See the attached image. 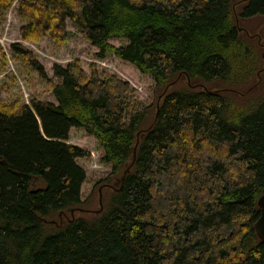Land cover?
<instances>
[{"label":"trees","instance_id":"trees-1","mask_svg":"<svg viewBox=\"0 0 264 264\" xmlns=\"http://www.w3.org/2000/svg\"><path fill=\"white\" fill-rule=\"evenodd\" d=\"M241 1L18 0L23 40L64 44L69 22L99 60L113 54L151 76L161 94L178 75L193 86L254 88L241 100L167 89L143 128L150 108L137 110L127 82L87 77L76 61L55 66L53 82L13 45L57 104L33 101L34 113L0 103V264H264L253 229L264 195V40L236 23L264 20V0L236 5L235 17ZM13 2L0 0V23ZM112 39L127 45L112 47ZM72 128L99 141L118 186L94 220L50 231L45 218L82 204L86 173L76 161L88 153L66 143Z\"/></svg>","mask_w":264,"mask_h":264},{"label":"rangeland","instance_id":"rangeland-1","mask_svg":"<svg viewBox=\"0 0 264 264\" xmlns=\"http://www.w3.org/2000/svg\"><path fill=\"white\" fill-rule=\"evenodd\" d=\"M242 2L245 1L242 0L238 5ZM17 11L18 0H14L0 23V103L20 102L31 108L33 112L31 106L33 101L57 104L45 79L14 54L13 45L20 43L43 67L44 75L53 82H57V79L53 77L55 66L65 68L75 61L78 62L80 69L87 77L92 74L112 75L120 81L127 82L133 91V104H136L137 110L141 112L150 108L149 117L143 128L151 124L154 108H156L158 98L161 95L151 76L140 73L133 65L116 58L113 54H107L104 60H99L97 58L99 49L77 34L69 22H66V29L71 32V36L64 44L57 45L50 37H44L38 43L25 41L20 36V28L25 25V22L19 18ZM245 26L246 29L238 28L243 29L242 33L251 39H257L258 44L262 45L264 20L262 18L252 19L245 22ZM109 44L115 48L127 45L125 40L116 39L110 40ZM180 77L178 75L174 82L167 85V89L172 91L194 87L190 80ZM196 84L195 88L200 90L216 89L221 93L228 91L235 94L237 100L246 98L250 90L254 88L250 86L248 90L234 91L216 83ZM244 104L249 105L250 102ZM37 120L41 126L38 118ZM140 137L142 138L140 133H137L136 142ZM66 143L88 153L87 157L79 158L76 161L86 173V180L81 188L82 204L78 207V211L73 212L72 215L68 211H63L45 218L46 227L50 231L65 226L72 218L75 220L79 218L94 220L106 210L109 199L114 192L113 188L116 189L118 186L116 184L118 176H112L111 166L103 162V148L94 136L83 129L72 128L68 133Z\"/></svg>","mask_w":264,"mask_h":264},{"label":"water","instance_id":"water-1","mask_svg":"<svg viewBox=\"0 0 264 264\" xmlns=\"http://www.w3.org/2000/svg\"><path fill=\"white\" fill-rule=\"evenodd\" d=\"M244 1H247V0H244ZM236 5H238V3H236L235 5L232 6V9H233V12H234V15L236 17V11H235V7ZM236 23H237V27H239V23H238V19L236 18ZM243 29H240L239 28V31L241 32ZM247 33V31H246ZM261 40H259L260 42ZM196 86H194L195 88ZM167 90V87L165 88V90L163 91V93L159 96L158 98V101H157V105H156V109H158V106H159V102L161 100V98L164 96L165 92ZM248 93V92H247ZM124 179V177L122 178V180ZM117 184V183H116ZM257 206L259 208V211H260V216H259V219L257 220V222L254 224V232L257 236V238L264 242V195L261 196L259 199H258V202H257ZM69 212L71 213V215L73 214L74 210L73 209H69ZM73 219V218H72Z\"/></svg>","mask_w":264,"mask_h":264}]
</instances>
